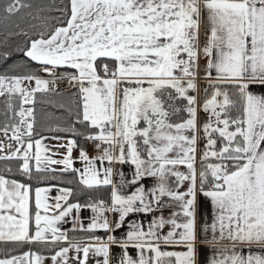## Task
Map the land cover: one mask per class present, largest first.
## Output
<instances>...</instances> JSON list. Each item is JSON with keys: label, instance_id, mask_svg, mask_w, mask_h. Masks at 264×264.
I'll return each mask as SVG.
<instances>
[{"label": "snow or ice", "instance_id": "obj_1", "mask_svg": "<svg viewBox=\"0 0 264 264\" xmlns=\"http://www.w3.org/2000/svg\"><path fill=\"white\" fill-rule=\"evenodd\" d=\"M13 17L5 42L24 37L26 59L0 72V161L20 178L0 170V243L52 254L0 249V264H200L203 247L206 264H264L242 251L264 249V94L251 90L264 88V0H3L0 19ZM65 92L74 120L45 135L37 96ZM69 173L83 202L39 186Z\"/></svg>", "mask_w": 264, "mask_h": 264}, {"label": "trees", "instance_id": "obj_2", "mask_svg": "<svg viewBox=\"0 0 264 264\" xmlns=\"http://www.w3.org/2000/svg\"><path fill=\"white\" fill-rule=\"evenodd\" d=\"M0 3H3V0H0ZM55 13H53L54 15ZM18 18L13 17L12 20H3L0 19V51L7 50L11 53V58L7 60V62L0 61V72L4 71V69L10 65L13 64H23L25 61V57L21 52H19L17 49L24 46V40L25 38L22 36H9L7 38V41L5 42V36L7 33L14 31V22ZM34 66V65H33ZM15 71H22V68H16ZM201 89L207 87V83L205 86L200 85ZM66 87L60 88V90L63 92ZM74 92L75 89H72ZM211 91V90H209ZM203 91H201L200 97H202ZM49 99L55 100V101H62L65 105L64 108H60L56 103H48L47 101ZM38 103L36 105V115H37V127L40 128L41 131L44 132L45 135H48L47 132V126L49 124L55 125L60 124V126H67L68 123L72 122L74 120V116L70 113L69 108L72 109L74 112L75 106L71 105L69 100V94L65 92L63 98L61 97H42L38 94L37 96ZM43 101V102H40ZM4 108L3 104V98H0V111H2ZM3 117H0V120H2ZM79 128L80 126L77 125ZM78 143H85L82 139L78 141ZM90 142L86 143V148L89 147ZM10 166L13 169V172L11 174L5 173V175H12L14 178L19 179V175L16 173V166L17 163L15 161H0V170H3L5 167ZM38 178H35L33 180V186H37L36 180ZM57 184L62 186H68L73 187L75 189L73 200L79 199L81 202H83L88 195V190L83 189L81 185H79L75 179L74 174H65L63 176L57 175L56 180H47V181H41L39 185L43 184ZM83 193V194H82ZM97 235H104L103 231H98L96 233ZM88 234L83 232H71L69 231V237L70 238H80V237H86ZM28 248H31L33 251L40 252L41 254H52L48 251V246L42 245V244H36V245H24V246H18L15 244H3L1 243L0 249H3L4 251H11L12 254H18L20 251L28 250Z\"/></svg>", "mask_w": 264, "mask_h": 264}, {"label": "crops", "instance_id": "obj_3", "mask_svg": "<svg viewBox=\"0 0 264 264\" xmlns=\"http://www.w3.org/2000/svg\"><path fill=\"white\" fill-rule=\"evenodd\" d=\"M205 32H206V25H203L201 26V42L203 43V41L205 40ZM201 65H203V60H201ZM63 82V81H61ZM200 85H203L205 86L206 85V81H204L203 79H201V82H200ZM63 87H66L67 88V85H60V88H63ZM254 93H257V94H264V88H259V87H253L251 89ZM46 143L48 144H55L56 141L54 140H48L46 141ZM89 156H94L96 154L95 152V149L93 147V145H89V147L86 148ZM63 151V149H61V152ZM78 156H79V152L78 151H74L73 152V157L74 158H77L76 159V162L74 164V167L76 168H82L83 167V162H81L79 159H78ZM58 158V157H57ZM197 160L199 161L198 157H197ZM124 172L125 174H128L129 173V168L127 166L124 167ZM118 179V177H114V180ZM146 183H151V181H147ZM41 187L43 186H47V184H43V185H39ZM59 187H68V186H62V185H58ZM35 187V186H34ZM56 195H58L57 191L55 190V188L53 189V191L50 193V196L52 197H55ZM203 212L204 214V220L207 221V222H211V219H212V215H213V210H212V207H211V203H210V200L208 198H204V197H201V206L200 208L198 209V220L200 219V213ZM91 215V212L90 210H85V211H82L80 213V216L82 219H84L85 223H87V218ZM109 217L111 219V214H109ZM140 219L144 220L145 223H147V220H148V217L146 216H140L139 217ZM63 229H70L71 228V223H67V224H63L61 226ZM117 235H120L121 233L117 232L116 233ZM207 235L208 239H211V235L210 234H205ZM103 236V235H101ZM1 245V243H0ZM119 249H113V252L116 253L118 252ZM243 253L246 255L248 254L249 252H252L253 254H264V249L260 248V247H257V246H253L252 248H243L242 249ZM44 256H50L51 254H43ZM211 255V252L209 250V248L207 247H203L201 248V255H200V264H206V260L207 258ZM44 264H52V261L50 259H47L45 260ZM89 264H92V261L90 259L89 261Z\"/></svg>", "mask_w": 264, "mask_h": 264}, {"label": "rangeland", "instance_id": "obj_4", "mask_svg": "<svg viewBox=\"0 0 264 264\" xmlns=\"http://www.w3.org/2000/svg\"><path fill=\"white\" fill-rule=\"evenodd\" d=\"M200 94H201V92L199 93L198 99H199L200 103L202 104V102H203V96L200 97ZM207 115L208 114H206L205 112H203V110H200L199 111V119H200V121L203 122L207 118ZM200 147H203V141L200 142ZM198 159H199V156H198Z\"/></svg>", "mask_w": 264, "mask_h": 264}, {"label": "bare ground", "instance_id": "obj_5", "mask_svg": "<svg viewBox=\"0 0 264 264\" xmlns=\"http://www.w3.org/2000/svg\"><path fill=\"white\" fill-rule=\"evenodd\" d=\"M59 83V85H67V81H63V82H58Z\"/></svg>", "mask_w": 264, "mask_h": 264}]
</instances>
